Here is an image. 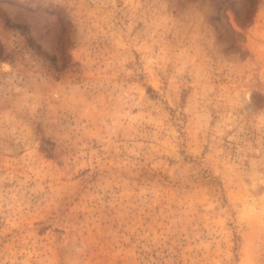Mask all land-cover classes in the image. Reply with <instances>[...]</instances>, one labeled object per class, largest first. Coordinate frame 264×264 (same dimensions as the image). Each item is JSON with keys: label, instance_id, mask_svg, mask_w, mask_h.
Returning a JSON list of instances; mask_svg holds the SVG:
<instances>
[{"label": "rangeland", "instance_id": "rangeland-1", "mask_svg": "<svg viewBox=\"0 0 264 264\" xmlns=\"http://www.w3.org/2000/svg\"><path fill=\"white\" fill-rule=\"evenodd\" d=\"M0 264H264V0H0Z\"/></svg>", "mask_w": 264, "mask_h": 264}]
</instances>
